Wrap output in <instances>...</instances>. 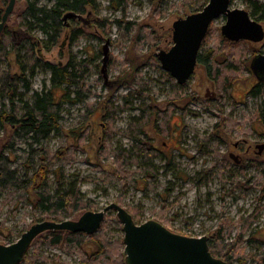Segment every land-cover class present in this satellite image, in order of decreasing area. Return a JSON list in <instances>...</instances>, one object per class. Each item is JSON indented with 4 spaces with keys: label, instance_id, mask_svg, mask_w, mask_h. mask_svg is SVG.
Wrapping results in <instances>:
<instances>
[{
    "label": "rangeland",
    "instance_id": "obj_1",
    "mask_svg": "<svg viewBox=\"0 0 264 264\" xmlns=\"http://www.w3.org/2000/svg\"><path fill=\"white\" fill-rule=\"evenodd\" d=\"M95 1L97 7L89 8L82 19H66L70 35L65 37L64 32L58 45L41 48L39 55L46 61L65 64L73 59L81 64L85 90L90 93L77 95L80 85L71 86L72 96L82 99L63 104L60 131L52 133L49 147L54 152L67 146L69 156L53 168L79 181L86 198L96 202L93 210L117 202L137 216V223L154 219L179 234L217 238L233 249L230 264H264V153L255 151L256 144L264 142V124L255 117L264 107V89L258 88L260 82L250 68L252 58L264 53V39L224 38L221 28L226 16L221 15L210 25L199 54L213 56V70L223 75L212 78L199 63L189 80L179 84L162 68L156 53L172 47L174 21L203 9L208 0ZM7 4L0 0V9ZM22 5L17 0L14 11ZM232 7L245 5L234 0ZM15 12L0 36V48L9 50L11 41L17 40L6 32L18 30ZM73 28L82 30L74 39ZM33 34L45 38L39 28ZM14 55L12 51L9 60L14 61ZM7 65L8 59L1 55L0 66ZM12 70H18L16 64ZM50 76L39 69L31 78L32 88H52ZM62 91L54 90L56 98ZM227 119L242 125L227 126ZM133 136L159 149L154 182L142 178L145 168L134 158ZM30 141L29 136L20 137L15 127L0 128V153L11 152L14 166L28 155ZM236 142L243 147L235 148ZM121 148L132 156L124 166L131 177L126 186L114 163L115 150ZM230 151L243 161L234 162ZM9 192L0 190V243L4 244L17 241L46 218ZM45 237L43 233L34 240L21 264H126L123 223L115 210L106 214L96 233L81 232L75 242L53 245Z\"/></svg>",
    "mask_w": 264,
    "mask_h": 264
},
{
    "label": "trees",
    "instance_id": "obj_2",
    "mask_svg": "<svg viewBox=\"0 0 264 264\" xmlns=\"http://www.w3.org/2000/svg\"><path fill=\"white\" fill-rule=\"evenodd\" d=\"M46 1L51 5L41 4L39 0H19L23 3L22 7L16 12L13 11L18 21V30L16 34L9 29L6 30L17 40L11 41L12 47L9 50L6 46L0 48V57L3 55L8 59L6 67L0 66V128L15 127L20 137L29 136L31 139L28 143V155L17 166L13 165L16 159L12 158L11 152L2 151L0 153V190L10 191L9 195L12 196L18 195L19 201L25 200L33 211H40L42 215H46L45 219L61 221L87 210H93L96 206L94 199L86 198L78 180H70L63 172L59 174L53 168L56 161H65L68 158L67 146L63 145L54 152L49 147L52 133L60 131L63 104H74L82 99L79 96H72L71 86L77 83L80 85L81 89L80 92L77 91V95L83 94L89 97L90 93L85 90V76L81 64H77L73 59H69L65 64L46 61L39 55L42 54L41 48L51 50L58 45L64 32L65 37L70 35L71 26L67 25L68 22L64 19L67 12L74 11L84 14L89 8L95 9L97 6L95 0ZM242 1L251 15L263 23L264 2L261 0ZM2 2L6 5L8 0H2ZM200 9L196 8L194 11ZM3 13L4 10L0 9V21ZM36 28H39L45 38H38L33 34ZM81 31V29L73 28L72 39ZM12 51L15 53L14 61L9 60ZM199 63L207 67L210 77L217 78L223 75V71L213 70L215 61L210 54L207 57L199 54ZM13 64L18 67L16 72L12 70ZM39 69L50 72L52 88L45 90L44 87L41 91L32 88L31 78L37 74ZM168 77L172 79L169 74ZM56 88L63 89L59 98H56L54 93ZM258 88L264 89V81L258 84ZM133 92L130 95L135 94ZM128 97L129 95H127V100ZM148 108L150 105L143 109V112L148 111ZM255 117L264 124V107L256 113ZM224 123L227 126L233 124L241 127L242 125L228 119L224 120ZM71 133L76 134L73 130ZM133 142L134 158L141 160L145 168L143 180L154 182L156 180L154 160L159 155L158 147L138 136H133ZM15 157L19 158V156ZM130 157L132 156L127 149L115 150L114 163L123 186L131 180L129 172L124 168L126 160ZM53 174H55L54 179L51 178ZM117 201H122L121 196L117 198ZM133 217L137 222V216L134 214ZM80 234L81 232L50 230L45 232V238L53 245H61L65 241L75 242ZM40 236L42 237L43 234ZM209 244L212 253L229 264L235 258L232 254L233 249L228 250L227 247L219 244L217 238H209ZM29 264H32V261Z\"/></svg>",
    "mask_w": 264,
    "mask_h": 264
},
{
    "label": "water",
    "instance_id": "obj_3",
    "mask_svg": "<svg viewBox=\"0 0 264 264\" xmlns=\"http://www.w3.org/2000/svg\"><path fill=\"white\" fill-rule=\"evenodd\" d=\"M16 2L17 0L8 1L0 21V36ZM221 15L226 16V22L221 28L224 38L234 42H259L264 39L263 23L255 19L248 9L232 7V0H209L203 9L176 19L173 23L172 47L156 53L162 68L179 84L186 83L194 74L200 48L210 25ZM69 18L82 19L83 16L69 11L64 19ZM250 68L259 81H264V53H258L252 58ZM256 147L258 153H262L264 142ZM230 156L236 163L240 162L236 153L232 152ZM111 210L116 211L123 223L126 264H229L212 253L207 235L194 237L179 234L154 219L137 223L133 215L117 202H112L101 210H87L77 219H45L34 223L17 241L0 243V264H21L34 240L50 230L94 234Z\"/></svg>",
    "mask_w": 264,
    "mask_h": 264
},
{
    "label": "flooded vegetation",
    "instance_id": "obj_4",
    "mask_svg": "<svg viewBox=\"0 0 264 264\" xmlns=\"http://www.w3.org/2000/svg\"><path fill=\"white\" fill-rule=\"evenodd\" d=\"M249 42V41H248ZM198 66V65H197ZM197 66H196V68H197ZM256 76V75H255ZM257 77V76H256ZM258 79V78H257ZM259 81V80H258ZM260 83L262 82V81H259ZM208 91H209V89H208ZM213 95H214V93H213ZM244 143H247V140L246 141H243ZM263 143V142H262ZM259 144V143H258ZM243 144H241V142H236V143H234V146H235V148H242L243 146H242ZM256 146H257V144H256ZM255 146V151H256V153L258 154V155H262L263 153H264V151L262 152V153H258V149H257V147ZM251 151V145H248V147H247V152H250ZM232 152H234V153H236L235 151H230L229 152V156H230V153H232ZM237 155H239V157H240V162L238 163V164H240L242 161H243V159H242V156H240V154H238V153H236ZM230 158H231V156H230ZM234 160V159H233ZM234 162H235V160H234ZM208 236V235H207ZM209 237V236H208Z\"/></svg>",
    "mask_w": 264,
    "mask_h": 264
}]
</instances>
